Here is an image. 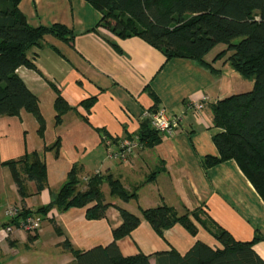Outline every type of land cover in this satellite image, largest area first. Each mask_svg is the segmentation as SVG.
<instances>
[{"label":"crops","instance_id":"crops-1","mask_svg":"<svg viewBox=\"0 0 264 264\" xmlns=\"http://www.w3.org/2000/svg\"><path fill=\"white\" fill-rule=\"evenodd\" d=\"M19 9L29 25L62 24L74 37L65 42L46 36L41 48L33 47L27 54L38 72L25 66L16 70L37 96L46 129L43 137L38 136L34 117L25 111L0 116V227L8 222L4 215L8 206L34 210L51 202L73 165L81 189L99 172L119 179L128 191L136 188L137 197L123 201L111 196L104 183L101 191L109 205L103 217L88 219V207L51 209L35 233L13 230L0 245V264H75L73 253L61 243L67 240L80 251L107 246L113 230L122 224L120 208L140 218L129 235L116 241L121 255L143 254L152 264L157 253L174 250L183 255L197 241L212 248L221 245L200 226L196 235L180 224L159 235L141 209L167 204L183 213L199 207L237 241L264 235V203L238 165L228 160L205 170L201 164L206 155H217L211 103L246 91L252 81L248 85L228 62L215 60L219 51L204 56L212 70L192 59L166 60L139 37L118 38L98 25L101 13L85 0H20ZM53 87L70 107L57 125ZM194 103L202 107L196 109ZM152 107L178 118L179 127L153 146L141 144L127 163L107 159L108 142L115 149L116 140L139 135L140 115ZM57 139L58 148L43 150ZM33 151L43 156L47 183L36 193L35 183L27 182L22 199L4 162ZM54 222L62 236L56 234ZM253 249L264 260V241Z\"/></svg>","mask_w":264,"mask_h":264},{"label":"trees","instance_id":"trees-1","mask_svg":"<svg viewBox=\"0 0 264 264\" xmlns=\"http://www.w3.org/2000/svg\"><path fill=\"white\" fill-rule=\"evenodd\" d=\"M85 1L101 13L99 26L121 39L134 36L143 39L161 51L166 60L192 59L212 69L204 56L217 44L226 46L215 60L230 51L226 61L241 76L252 79L253 86L251 90L211 103L212 124L217 129L212 142L217 155H206L201 164L207 170L233 160L264 203V0ZM19 2L0 0V116L19 115L25 111L34 117L37 133L43 137L46 122L39 100L16 70L25 66L38 72L27 56L28 51L33 47L41 48L46 36L70 42L74 33L58 23L29 25L19 9ZM53 89L56 92L53 107L57 125L70 107L60 92ZM150 93L157 99L152 91ZM92 102L90 99L89 105ZM161 136L150 126L149 120L140 121L137 137L141 144L153 146ZM58 145L57 139L51 146H44L43 150L58 148ZM4 165L10 169L22 199L27 196V182L35 183L36 193L46 187V163L38 151L25 153L18 159L4 162ZM78 173L77 166L73 165L51 202L34 210L19 205L21 209L16 218L33 214L42 218L51 209L63 211L71 207H88V219L101 218L109 205L104 202L101 191L104 183H107L111 196L123 201L137 197L136 188L128 191L119 179L99 172L90 176L81 189ZM140 211L159 235L175 224L196 235L200 226L221 245L220 248H212L197 241L183 255L174 250L157 253L154 264H264L253 249L254 244L264 241V235L256 233L251 241H237L199 207L179 213L174 207L162 204ZM120 213L122 224L113 230V240L107 246L80 251L73 249L67 240L60 246L73 253L75 264H152L143 254L121 255L116 241L129 235L140 223V218L122 208ZM16 218L3 226L16 224ZM53 226L56 234L62 236V229L55 222Z\"/></svg>","mask_w":264,"mask_h":264},{"label":"built area","instance_id":"built-area-1","mask_svg":"<svg viewBox=\"0 0 264 264\" xmlns=\"http://www.w3.org/2000/svg\"><path fill=\"white\" fill-rule=\"evenodd\" d=\"M196 109L202 107L201 103L192 105ZM140 119L149 120L150 126L161 135L170 134L175 128L179 127L178 118H170L162 109L145 110L140 115ZM111 143L108 142L106 149V157L112 161L127 163L136 150L141 146L138 137L118 139L115 144V149H112ZM19 205L8 206L4 210V215L8 221L15 219L20 213ZM16 224H7L0 227V245L11 236L15 228L27 233H35L41 226L42 218L39 215H28L18 217Z\"/></svg>","mask_w":264,"mask_h":264},{"label":"rangeland","instance_id":"rangeland-1","mask_svg":"<svg viewBox=\"0 0 264 264\" xmlns=\"http://www.w3.org/2000/svg\"><path fill=\"white\" fill-rule=\"evenodd\" d=\"M225 48V46H224V44H217L216 46H214L208 53H209V55H211V54H213V53H216V52H220V48ZM229 54H230V51H228V52H225V54L221 57L223 60H225V62H228V61H226V59H227V57L229 56ZM220 59V58H219ZM229 63V62H228ZM231 66V65H230ZM232 67V66H231ZM238 73V72H237ZM239 74V73H238ZM240 75V74H239ZM240 77H242L244 80H246L247 81V83H248V85H250V83H249V81L251 82L252 81V79H250V78H245V77H243V76H241L240 75ZM252 84H251V86L250 87H247V89L246 90H251L252 89V86H253V81L251 82ZM43 111H44V114H46V116L48 117V120L50 121L51 120V118L49 117V110H48V108H47V105H45L44 103H43ZM50 118V119H49ZM37 129L38 128H36V132H37ZM37 135H38V133H37ZM39 136V135H38ZM52 163V162H51ZM50 166H51V164H50Z\"/></svg>","mask_w":264,"mask_h":264}]
</instances>
